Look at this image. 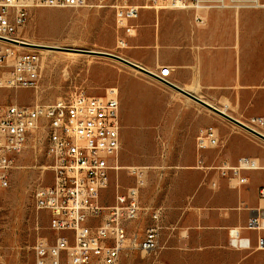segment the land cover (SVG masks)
<instances>
[{
    "label": "crops",
    "instance_id": "1",
    "mask_svg": "<svg viewBox=\"0 0 264 264\" xmlns=\"http://www.w3.org/2000/svg\"><path fill=\"white\" fill-rule=\"evenodd\" d=\"M223 2L225 7L193 10L154 9L147 0H132L141 6L130 21L132 33L117 34L125 45L116 55L152 74L169 68L167 84L136 69L142 75L121 76L117 83L119 106L140 97L144 111L157 112L142 126L156 128L166 151L155 164H130L143 169L140 209L159 211L157 264H264V250L255 248L264 229L245 228L251 210L264 208V141L172 86L236 120L264 116V0ZM208 125L219 145L197 151L195 138ZM182 143L190 145L183 156L177 152ZM242 156L258 165L241 171L243 184L213 168L234 165ZM230 229L248 238L249 248L232 247Z\"/></svg>",
    "mask_w": 264,
    "mask_h": 264
},
{
    "label": "built area",
    "instance_id": "2",
    "mask_svg": "<svg viewBox=\"0 0 264 264\" xmlns=\"http://www.w3.org/2000/svg\"><path fill=\"white\" fill-rule=\"evenodd\" d=\"M154 9H209L225 7L223 0H147ZM86 0H0V42L25 50L0 52V89H30L37 86L41 75L39 49L22 45L13 33L21 29L33 7H83ZM97 6L113 10L118 31L131 34L130 24L139 15L140 5L132 0H97ZM196 20L200 21L199 17ZM118 47L125 45L117 37ZM11 60V63H8ZM168 67H160L157 74L167 84ZM242 126L264 139V116L237 120ZM237 127L247 131L238 124ZM44 133V155L51 173L49 184L34 191L35 206L49 215L50 239H38L34 246V264H118L128 237L124 222L137 219L140 212L139 188L143 184V169L127 167L134 184L117 189L109 206L101 203V193L110 180V172L120 167L117 155L120 146L118 92L108 88L103 96L75 92L69 100L32 105L0 104V186L8 184V173L15 159L27 145L33 131ZM252 134V133H250ZM253 135V134H252ZM257 137V136H256ZM259 138V137H258ZM261 139V138H259ZM261 139L262 141H264ZM35 141V140H34ZM219 137L212 125L202 128L195 138L197 151L216 147ZM197 166L205 168L200 159ZM258 167L247 156L239 157L234 165H216L221 176L246 182L241 171ZM264 198V187L259 189ZM153 224L139 239L136 234L129 240V248L141 254L156 252L159 211L151 212ZM245 228L264 229V208L251 210ZM229 244L235 248H249V239L240 236L237 229L228 231ZM256 249L264 250V235L257 236Z\"/></svg>",
    "mask_w": 264,
    "mask_h": 264
},
{
    "label": "rangeland",
    "instance_id": "3",
    "mask_svg": "<svg viewBox=\"0 0 264 264\" xmlns=\"http://www.w3.org/2000/svg\"><path fill=\"white\" fill-rule=\"evenodd\" d=\"M86 3V6L75 8L33 7L28 10L25 25L15 31L13 37L53 47L48 48L50 52L39 51L41 75L37 86L30 89H0V104H48L58 99L69 100L79 91L99 97L111 87L119 93V77L142 75L111 58L57 49L117 53L118 30L113 10L107 6H97V0H86ZM5 49L15 52L25 50L0 42V52ZM119 103L120 146L117 165L120 168L110 172L109 184L101 193L104 206L113 203L117 189H124L134 182L127 170L131 162L155 164L159 156L166 152L156 141V128L142 126L149 114L155 117L157 112L144 111L148 106L140 97L129 98L127 104L123 100ZM42 132L41 129L32 132L26 147L17 155L8 173L7 186H0V264H34L35 242L44 237L50 239L53 235L48 228V213L37 209L34 199L35 189L51 181L48 161L43 152ZM178 147L177 152L182 156L190 151L189 144L182 143ZM168 151L171 153L172 149ZM150 215L151 210L142 208L137 219L124 222L128 243L118 264H157V252L141 254L129 248L131 236L136 234L140 239L145 229L153 223Z\"/></svg>",
    "mask_w": 264,
    "mask_h": 264
},
{
    "label": "water",
    "instance_id": "4",
    "mask_svg": "<svg viewBox=\"0 0 264 264\" xmlns=\"http://www.w3.org/2000/svg\"><path fill=\"white\" fill-rule=\"evenodd\" d=\"M22 45H25V46H31V47H41V46H38L36 44H31V43H25V42H21ZM56 48V47H55ZM57 49H61V50H66V51H72V52H76V53H83V54H92V55H96V56H103V57H107V58H111V59H114V60H117L129 67H132L133 69H136L142 73H145L147 75H150L152 77H154L156 80L158 81H161L159 78H157L156 76H154L152 73L146 71L145 69H143L142 67L134 64V63H131L130 61L116 55V54H113V53H109V52H104V51H95V50H86V49H76V48H60V47H57ZM176 90H178L180 93L184 94L185 96L189 97L190 99L196 101L197 103L201 104L202 106H204L205 108L209 109L210 111H212L213 113L227 119L228 121L232 122V123H235V124H238L240 125L241 127H243L244 129L248 130L250 133H252L253 135L263 139L260 135H258L257 133L251 131L250 129H247L245 128L244 126H242L236 119L230 117L228 114H226L225 112L219 110L218 108L206 103L205 101L199 99L198 97L192 95L191 93H188L178 87H175L174 85H172ZM264 140V139H263Z\"/></svg>",
    "mask_w": 264,
    "mask_h": 264
},
{
    "label": "bare ground",
    "instance_id": "5",
    "mask_svg": "<svg viewBox=\"0 0 264 264\" xmlns=\"http://www.w3.org/2000/svg\"><path fill=\"white\" fill-rule=\"evenodd\" d=\"M18 41H20V42H25V43H29L28 41H26V40H24V39H21V38H18L17 39ZM31 44H35V43H31ZM36 45H38V46H41V47H39L40 49H39V51H45V52H50L51 50L50 49H48V48H50V47H53V46H48V45H43V44H36ZM43 47V48H42ZM45 47V48H44Z\"/></svg>",
    "mask_w": 264,
    "mask_h": 264
}]
</instances>
